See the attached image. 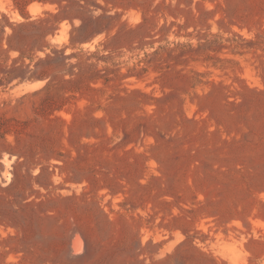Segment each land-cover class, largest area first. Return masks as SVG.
I'll use <instances>...</instances> for the list:
<instances>
[{"label":"rangeland","instance_id":"374dc122","mask_svg":"<svg viewBox=\"0 0 264 264\" xmlns=\"http://www.w3.org/2000/svg\"><path fill=\"white\" fill-rule=\"evenodd\" d=\"M80 1L109 16L82 43L57 2L26 10L88 77H34L29 40L0 84V264H264V0ZM23 19L0 0V76Z\"/></svg>","mask_w":264,"mask_h":264},{"label":"trees","instance_id":"16d2710c","mask_svg":"<svg viewBox=\"0 0 264 264\" xmlns=\"http://www.w3.org/2000/svg\"><path fill=\"white\" fill-rule=\"evenodd\" d=\"M36 0H14L15 7L19 9L24 19L20 21H16L10 23L12 27V32L7 35V43L8 50H18L20 54L15 57L9 67L5 70V74L0 76V84L6 80H12L14 78H20V81L26 77L27 68L24 67V42L26 43L30 40L32 41L33 46L42 51H45V55L40 57L39 60L35 63V67L32 71V75L39 79H44L49 77L51 71L53 69H58L68 63V59L72 56H77L78 61L75 63H71L72 70H70L71 75H75V77H71L68 79L70 82H83L85 76L88 77V71L95 68V64L90 62L89 59L94 53H90V51H84L81 49L83 53L80 55L76 53L65 54L64 48L63 51L52 50L46 51L43 45H38L41 41H43L49 32H52V26L49 25L51 21L50 16H32L30 15L26 8L27 6ZM41 2H57L59 5V10L56 13H51V15L56 19L60 20L62 18H68L73 21L74 18L81 19V24L79 26H75V30L82 31L83 34L80 37L72 36L73 43H82L84 41H90L95 35L101 33L105 29L104 20L109 16L100 13L98 15L89 14L87 12H91V8L86 3L81 2L80 0H70L69 2L64 3L63 0H37ZM31 5V4H30ZM29 5V6H30ZM34 28L35 32L32 35L23 34L22 30L25 28ZM5 33V24L0 20V50H5L3 48V34ZM20 62V63H19ZM78 66L79 70L76 72L73 68ZM106 81L109 80L108 77H105ZM51 87V82L49 81L47 85L44 87L49 89ZM76 89H80V84L75 86ZM50 107L53 104H49ZM60 108L62 106H59ZM1 130V128H0Z\"/></svg>","mask_w":264,"mask_h":264},{"label":"bare ground","instance_id":"6f19581e","mask_svg":"<svg viewBox=\"0 0 264 264\" xmlns=\"http://www.w3.org/2000/svg\"><path fill=\"white\" fill-rule=\"evenodd\" d=\"M39 3L35 2V3H32L29 8L31 9V11H37L39 9ZM27 86V85H25ZM10 175V174H9ZM71 233V232H70ZM75 236V235H74ZM83 237V236H82ZM73 244H74V247L75 248H81L83 245V241L81 239V237L79 236H76L74 241H73ZM73 248V247H72Z\"/></svg>","mask_w":264,"mask_h":264}]
</instances>
